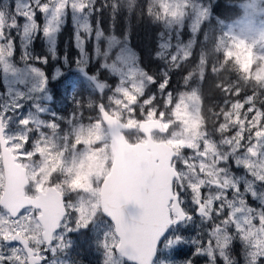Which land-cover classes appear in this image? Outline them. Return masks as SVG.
Instances as JSON below:
<instances>
[{
  "label": "snow or ice",
  "instance_id": "6c2138e0",
  "mask_svg": "<svg viewBox=\"0 0 264 264\" xmlns=\"http://www.w3.org/2000/svg\"><path fill=\"white\" fill-rule=\"evenodd\" d=\"M200 11L193 12L192 21L188 24V31H179L164 36L159 33L157 58L166 62L170 69H179L186 61L193 58L194 43L201 31L203 23L210 19L211 0L204 4V0H198ZM93 0H0V23L7 17L8 23L0 27V44L10 42L11 55H16L17 36L23 37L22 43L28 45L21 50L20 63L25 68L13 71L21 83H29L27 89L13 88L0 81V144L4 147L13 148L22 157L30 155L42 157L45 154L44 141L34 144L32 136L41 129L59 122H65L61 115L67 108H55L57 101L67 105L69 98L72 107H81L80 97L85 89V84L93 85V90L103 96L106 89H110V103H123L125 109H131L130 119L135 116V104L143 102L148 111L144 114L145 119L151 115L168 127L165 121V113L151 109V104L157 100L156 92L145 95L149 85L155 84L161 93L160 98L169 101L165 107L175 108L179 103V97L173 98V92L169 89L171 76L168 72L163 73V79L157 83L155 76L148 75L138 69L135 61L129 57L121 56L118 52L117 59L109 65L101 64L102 68H108L117 73V82L113 86L105 81H98L96 72L92 71L93 65L101 50L99 41L102 37L110 35L102 28L97 29L86 19L80 24L79 30L74 29L73 47L75 55L69 56L65 51L63 54L57 48L58 33L61 30L62 14L68 9H74L84 13L92 5ZM111 7L119 11L118 3L110 0H101V4L95 11ZM173 5L171 0H162L157 12L166 19L169 18ZM189 8L188 4L184 5ZM195 7V5H193ZM218 7L217 4L214 8ZM147 14L151 15L146 9ZM45 14L46 23L41 26L37 20V14ZM178 14L171 12L174 18ZM57 36V40L50 37ZM36 36L45 39V54L33 53L29 41L34 42ZM186 37V39H185ZM207 40V36L204 37ZM92 44L89 51L88 45ZM120 47V46H118ZM237 55L248 51L246 44H239ZM122 48V47H121ZM108 55V53H104ZM222 58L234 59L230 52L219 51ZM52 62L54 66L49 67ZM207 63V61H201ZM216 64L208 67L200 79L204 82L207 73L216 69ZM255 65H252V69ZM243 71V68H241ZM134 71L139 77V83L130 80L126 72ZM189 77L185 76V79ZM139 89V91H138ZM225 95L241 97L237 103L248 119L247 124L259 112V120L245 131L241 127V118L234 117L233 134L239 132L240 139L236 141L233 136L228 139L231 143L225 145L230 149L227 159L217 162L229 165L221 169L218 176L224 177L219 182H210L203 179L207 173L200 170L199 165L193 164L195 175L191 177V183H185L186 172L189 163H176L175 175H171V182L166 178L161 179L162 171H166L163 165L143 171L137 178L135 184L120 192L117 196L110 198L108 204L101 209L103 216L112 221L115 229L109 228L107 232L101 231L100 225L95 223V214L89 216L83 206L78 207L75 203L68 201L63 195L55 204L54 214L48 212L49 201H41L36 204V211L43 210L45 219L48 221L49 229H55L53 236L46 243H40L35 247L32 239L28 238V232L20 223L19 217L22 212H16L12 217L16 223L11 227H0V264H72L70 253L77 246V239L84 238L92 243L93 236L97 250L103 254L102 264H195V258H203L205 264H240V259L234 254V246L240 244V257L243 264H264V100L260 101V107L253 106L256 98L240 91L230 92L225 85L221 89ZM135 97L128 102V94ZM192 98L197 96L192 92ZM173 100L175 102H173ZM127 102V103H124ZM226 106L227 101L224 102ZM101 116H111L103 105H95ZM48 116L47 121H41L39 117ZM82 116L83 113H80ZM230 113L221 116L226 119ZM71 120H75L76 113H69ZM122 120V117H121ZM109 123L108 119L96 121V124ZM142 121H137L141 123ZM15 127L18 131H10ZM159 129H154V131ZM89 135H94L89 130ZM46 139V138H45ZM208 139L207 133L204 139L193 148L186 142L177 141V146L185 153H192L188 158L190 161L197 159L207 160L204 152L205 143ZM101 141L97 140V143ZM86 139L81 136L71 140L72 148L85 145ZM239 143L240 147L233 150V144ZM30 145V146H29ZM32 149V151H28ZM64 148L59 152H53L51 147L47 149L48 160L53 165L52 175L57 174V166H63ZM203 153V155H199ZM167 168L173 167L177 156L170 154L167 158ZM213 159L216 155L213 154ZM259 161V162H258ZM85 160L80 159L77 168L81 169ZM71 172V169H68ZM73 173L70 187L77 183ZM179 176V179L177 177ZM196 176L200 177L198 181ZM73 190L81 191L80 188ZM138 205L139 214L126 215L125 205L128 203ZM76 216L73 221L71 218ZM199 220V224L196 220ZM207 225L205 230L201 226ZM255 226V227H252ZM111 233V235H109ZM179 233V235H178ZM195 233V235H192ZM118 240L119 243L114 242ZM191 253V255H188ZM184 254L187 258L178 260L177 256Z\"/></svg>",
  "mask_w": 264,
  "mask_h": 264
},
{
  "label": "rangeland",
  "instance_id": "374dc122",
  "mask_svg": "<svg viewBox=\"0 0 264 264\" xmlns=\"http://www.w3.org/2000/svg\"><path fill=\"white\" fill-rule=\"evenodd\" d=\"M110 2L118 3L120 10H113L109 6L102 8L99 12L95 11L96 7L101 4V0H93L92 5L84 13L68 9L62 14L59 33L69 27L72 28V32L74 29L79 30L80 24L84 23L86 19H90L91 24L95 25L97 29L102 28L105 33H110L98 42L101 55L97 57L93 65H90L94 72L99 69L96 72L98 81L106 80L108 84L113 86L116 84L117 73L108 68H102L101 64L106 62L110 65L113 60L117 59L118 52L124 54L121 56V60L125 56L129 57L135 61L138 69L148 75L155 76L157 83L163 79V73L168 72L171 76L168 87L173 92V98L177 96L180 98L175 108L165 107L169 101L160 98L161 93L158 92L155 84L149 85L145 92L146 96L156 92V102L148 107L165 113L164 119L168 125L166 131L165 125L151 115H148L147 119L144 118L142 114L146 113L148 108L143 102L135 104V116L130 119L131 109H125L123 103L109 102L110 89H106L103 96H100L93 90V85L86 82L82 97L79 98L81 107H72L71 98H69L67 105L57 101L55 108H67V111L61 114L65 118V122L61 121L57 125L41 129L32 136L34 144L44 141L45 154L42 157L30 155L24 158L13 150L15 146L9 148L18 157V162L22 163L27 170L30 185L26 189V196H36L39 191H45L51 186L56 187L68 201L75 203L78 207L83 206L89 216L95 214V223L100 225L103 232H107L109 228L115 229L113 223L106 219L101 212L100 194L103 180L110 172L113 163V154L110 148L111 137L107 126L103 122L96 124V121H102L103 117L101 112L96 110L95 105L103 103L108 112L123 124L139 127L140 123L138 124L137 121L157 120L161 130L152 132L153 140L165 142L175 149L177 160L174 161V166L176 163H189V168L182 170V172L187 173L184 182L191 183V177L195 175V170L192 167L194 163L199 165L201 171L207 173L203 179L210 182H219V180L224 179V177L218 176V173L221 169L228 168L229 165L220 164L217 168V162L221 159H227L230 149L225 145L231 143L228 137L233 136L236 141L240 139L239 132L233 134L230 131L233 127L234 117L239 116L241 118V127L245 131L251 129V126L259 120V112H257L249 123H243L248 118L237 103L241 97L223 94L222 87L227 85L230 92L238 90L242 94L249 95V98L255 97L256 102L253 106L257 108L260 107L259 102L264 100V0H241L239 11L233 15L212 16L211 13L210 19L203 23L201 31L196 37L193 58L175 70L170 69L164 60L155 56L158 51V34L164 33V36L167 37L179 31L182 26V32L186 33L188 24L192 21L193 12L198 13L200 11L198 0H171L173 5L171 12H176L178 15L172 18L170 12L167 19L157 12L162 0H110ZM213 2L214 0H211V5ZM207 3L208 0H204V4ZM185 4L189 5L187 10L184 7ZM146 9L151 15L147 14ZM47 16V13L37 14V20L41 26L46 23ZM94 16L96 17L95 20ZM103 18H107V27L102 24ZM120 21H122L120 29L123 30V34L117 33V25ZM7 23L8 20L5 17L4 21L0 23V27ZM59 33L57 48L60 53L63 54L67 51L70 57L75 55V48V52L70 53L68 44L60 46ZM205 35L207 40L204 39ZM138 36L142 37V41L135 45L132 43V38ZM16 39V55L11 59H8L12 48L10 42L0 44V81L13 88L27 89L30 81L29 83H21L13 75V71L25 68V65L20 63V56L21 50L28 46L22 43L23 37L17 36ZM49 39L55 41L57 36L54 35ZM37 40H39L41 48L35 47ZM29 43L33 53L45 54V39L43 37L36 36L34 42L30 40ZM239 44H246L248 51L246 53L240 52L237 55ZM92 47L93 45L90 43L88 45L89 51L92 50ZM141 50H145L152 60L153 65L151 67L143 64ZM219 51L230 52L235 58H222ZM105 52L108 55H104ZM201 61H207V63ZM214 63L217 65L216 69L208 72L207 78H215V86L220 89V94L216 97H206L204 95L206 80L202 82L200 77ZM54 64L55 62H52L49 67L54 66ZM252 65H255L254 69H252ZM126 75L130 80L139 83L140 78L135 75L134 71L126 72ZM185 76L189 78L185 79ZM192 92L197 93L195 98H192ZM134 98L130 93L128 94V102ZM225 101H227L228 106L225 105ZM173 102L175 101L173 100ZM72 112L76 113L75 120H71L69 117V113ZM80 113L83 115L81 116ZM228 113L231 115H228L226 119H220L221 116ZM48 118L47 115L39 117L41 121H47ZM260 127L264 128V123H261ZM89 130L94 135H89ZM10 131L18 130L13 127ZM137 132L133 135L135 141H146L145 135L140 131ZM205 133L208 137L204 141V152L207 153V160L190 161L188 158L192 153H185L177 146L176 142H186L196 148L199 142L204 139ZM81 136L86 139L85 145L73 149L71 140ZM97 140L101 142L97 143ZM131 142L136 143L133 140ZM49 147L53 152H59L61 148L66 149L63 158L65 164L62 167L57 166V174L52 175L50 180L49 176L52 173L53 165L47 157ZM236 147H240L239 143L233 144L231 150L234 151ZM28 151H32V149H28ZM213 154L216 155V159H213ZM199 155H203V153H199ZM80 159L85 160V165L78 169L77 164ZM69 168L71 172L68 171ZM73 173H78L75 176L77 183L70 187ZM196 179L199 181L200 177L196 176ZM80 186H83V190H73V188H80ZM4 190L5 175L0 144V200ZM261 191H264V188ZM20 212H22L19 217L20 223L27 230L28 238L33 240L38 249L40 243L47 242L43 236V225L38 219L41 211L37 212L34 207H25ZM12 217L5 207L0 206V227L13 226L16 221ZM71 219L75 221L77 217L73 216ZM196 223L199 224L198 218ZM207 227L204 225L201 226V229L205 230ZM97 238L93 236L91 244L87 239L74 238L77 239V246L70 253L72 264H102L103 254L97 250L95 243ZM114 242L119 243L118 240H114ZM236 244L239 247V253L237 248L234 249V254L240 259V264H243V259L240 257V244L239 242ZM185 258L187 256L184 254L176 257L178 260ZM195 264H205V260L197 257Z\"/></svg>",
  "mask_w": 264,
  "mask_h": 264
},
{
  "label": "water",
  "instance_id": "95a60500",
  "mask_svg": "<svg viewBox=\"0 0 264 264\" xmlns=\"http://www.w3.org/2000/svg\"><path fill=\"white\" fill-rule=\"evenodd\" d=\"M103 119L109 120V123L105 125L111 137L110 148L113 154V163L110 172L102 183L100 192L101 209L108 204L110 198L117 196L124 189L135 184L141 172L149 170L153 166L159 167L163 165L167 170L162 171L161 179L166 178L171 182V175L176 174L174 171L175 167L167 168L168 161L166 158L170 154L177 156V152L167 143L153 140L152 132H155L154 129L161 130L157 120H144L139 124V127H136L130 124H123L112 115L108 116L106 114ZM137 129L145 135L146 141L131 143L125 133ZM1 156L5 175V190L0 200V206L5 207L14 216L16 212H20L25 207L36 208L32 202H36L38 205L41 201H49L48 212L54 214L55 204L62 195L59 190L51 186L46 191H39L36 196H26V189L30 185L26 168L22 163L18 162V157L2 144ZM139 211L138 205L131 202L126 204L124 208L126 215H138ZM38 219L43 225V236L45 239L51 238L55 229H49L43 210H41V215Z\"/></svg>",
  "mask_w": 264,
  "mask_h": 264
},
{
  "label": "trees",
  "instance_id": "16d2710c",
  "mask_svg": "<svg viewBox=\"0 0 264 264\" xmlns=\"http://www.w3.org/2000/svg\"><path fill=\"white\" fill-rule=\"evenodd\" d=\"M240 1L241 0H214V2L212 3L213 7H211L212 16H228V15H233V14L237 13L239 11ZM215 4H217L218 7L214 8ZM95 19H96V17L94 16V20ZM102 24L107 27V18L102 19ZM121 24H122V21H120L117 25V33H119V34H123V30L120 29ZM72 35H73V32H72V28H70V27L65 29V30H62L59 33L60 46H66L68 44L70 53L75 52L74 47H73ZM211 35H213V34L211 33ZM141 41H142L141 36L132 38V43L135 45L139 44ZM35 47L41 48L39 40L36 41ZM141 52L143 54V56H142L143 64L151 67L153 65L152 60L146 54L145 50H141ZM151 70H153V69H151ZM215 85H216V83H215L214 77H208L206 79L205 84H204V95H206V97H216L220 94V89L217 88ZM153 87H151V88H153ZM210 131L213 132L212 129H210ZM135 133L137 134L138 132L137 131L128 132L126 134L128 137V140H130V141L133 140L134 142H136L134 139L135 136H133ZM237 248H238V253H239V247L236 244L234 246V249H237Z\"/></svg>",
  "mask_w": 264,
  "mask_h": 264
},
{
  "label": "flooded vegetation",
  "instance_id": "af4514ba",
  "mask_svg": "<svg viewBox=\"0 0 264 264\" xmlns=\"http://www.w3.org/2000/svg\"><path fill=\"white\" fill-rule=\"evenodd\" d=\"M40 215H41V212H40ZM44 239H45V237H44ZM46 240V239H45ZM47 241V240H46Z\"/></svg>",
  "mask_w": 264,
  "mask_h": 264
}]
</instances>
